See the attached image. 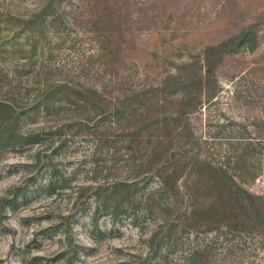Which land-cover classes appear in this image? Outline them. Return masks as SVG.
I'll return each instance as SVG.
<instances>
[{"label": "rangeland", "instance_id": "obj_1", "mask_svg": "<svg viewBox=\"0 0 264 264\" xmlns=\"http://www.w3.org/2000/svg\"><path fill=\"white\" fill-rule=\"evenodd\" d=\"M46 1L0 0V69L12 78L0 81V97L19 92L26 101L47 81H69L115 101L134 91L150 92L168 73L188 71L189 62L199 68L207 46L230 41L212 56L216 92L203 94L187 115L177 118L178 87L151 107H137L128 97L129 106L101 116L82 109L73 97L78 105L71 103L68 112L51 109L33 121H20L23 128L47 132L75 116L88 118L94 127H67L61 146L56 133L14 149L0 142V195L34 174L25 202L0 210V264H66L58 257L66 247L58 233H35L69 211L78 195L81 202L71 220L73 245L79 247L73 264H264L263 210L247 213L221 203L208 209L218 197L196 192L190 182L195 173L187 168L174 195L158 191L162 179L153 169L172 153L182 157L191 131L199 155L218 163L232 165L250 142L256 168L253 179L244 177L247 188L264 194V0H62V23L46 24L44 32L37 26L33 33L20 30L19 19ZM248 30L255 32L253 42L237 46ZM49 156L66 181L56 194L40 195L33 190L52 177ZM34 159L39 162L31 165ZM147 172L150 178L143 182ZM135 180V189L122 191L123 209L116 217L109 210L96 211L85 189L102 181ZM168 198L174 207L164 209L160 204ZM184 210L188 217L195 210L194 217L175 226L171 239H147L155 229L166 234L158 226ZM190 250L197 253L192 257Z\"/></svg>", "mask_w": 264, "mask_h": 264}, {"label": "trees", "instance_id": "obj_2", "mask_svg": "<svg viewBox=\"0 0 264 264\" xmlns=\"http://www.w3.org/2000/svg\"><path fill=\"white\" fill-rule=\"evenodd\" d=\"M61 2L62 0H47L44 6L27 17L22 19H19V17L13 18L17 21L18 19L20 20V30L27 29L29 33H33L34 27L37 26L40 32L43 31L46 24H54L53 26H56L58 22L62 23L64 20V13L60 8ZM13 36H16V34L11 37L7 36L6 39L8 38L9 40L10 38V40H12ZM254 37L255 32L253 33L251 30L243 32L241 34V39L236 45L247 46L250 42H253ZM228 41L230 40L226 39L218 44L207 46L204 51V61L199 68H196L192 62H189L187 63V67L191 68L188 71L178 72L176 74L168 73L161 83L150 86V92L146 89L134 91L131 92L130 95L117 97L115 101L94 87L82 86L69 81H47L31 97L27 96L26 101H21L19 99V92L9 97H0V130L5 131V136L0 138V142L14 149L20 148L26 143L37 141L44 134L48 136L56 133L59 135L58 145L61 146L62 142L66 141L67 138L61 133H63L67 127L91 129L94 126L88 124V118L77 120L75 116L68 118L69 120L66 119L58 128L47 132L43 131L44 129L34 130L31 128H23L18 124L20 121L24 123L33 121L37 116L49 113L51 109L68 112V110L73 108V106L70 105L71 103L78 105L73 97L81 101V104L78 106H82V109L87 107L88 109L94 110V113L103 116L111 112H117L120 108L124 109L126 108L125 105L129 106L127 101L128 97H131L132 103L137 107H151L155 106V103L158 101L164 100L167 96L174 94L178 87H180V107L176 111L177 118L182 115H187L196 108L203 94L211 97L216 92L215 86L217 85V80L214 69L216 59L212 56L223 52L224 47L228 45ZM33 47L34 44H32L31 50L34 49ZM2 71L3 70L0 69V81L2 79L10 81L12 78L7 77L8 74L2 73ZM190 136L191 137L187 139V143L184 146L182 157L175 159L173 157L175 154L172 153V156L167 157L164 163L153 166L154 171L160 173V176L156 175L158 179L159 177L162 179V187H159L158 191H164L166 193L171 191L174 195L175 192L178 191L177 181L185 175L184 168H187L191 173H195V177L191 179L192 181L190 182H192V186L196 192L208 190L214 192L218 197L215 198L216 201L213 203L207 204L209 207L208 209H211L213 206L218 207V204L221 203L220 206L225 204L224 206L227 208L231 207L232 210L239 209L247 213H255L260 209L264 211V194L252 192L247 188L249 180L244 177V174H251L253 179L254 169L256 168L250 155L251 152H248L250 142L244 144V147L242 146L241 152L232 159V165H229V163H218L213 160L202 158L198 151L194 149L195 138L193 137L192 131ZM36 154L40 155L41 150L38 149ZM36 162H39V159H34L30 164L33 165ZM47 162V165L52 168V177L47 180L45 184H38L35 186L33 192L35 191L40 195L45 194L49 196L56 194L58 189L62 188L66 179L60 176L57 162L53 161L50 156L47 158ZM42 163L43 162H40L39 164L42 165ZM54 175H58V178H55ZM148 178H150V173H143V182ZM30 180H34V174L26 177L21 184L9 185L7 190L0 195L1 211L7 206L13 210L14 206L23 201L25 202L30 192L28 190V182H30ZM138 181L139 180L133 182L102 181L85 189L92 193L97 205L96 211H98L99 208L109 210V213L116 217L123 209V202L119 199V197L124 195L121 194L122 191L128 193L131 188L135 189ZM150 195L151 194H147V202L150 201ZM80 199L81 195L75 196L69 211L58 214L50 225L41 227L36 230L35 233V235L42 233L51 237V230L57 232L59 241H63L66 246L58 252V257H65L66 264H73L72 260L78 253L79 247L73 245V228L71 220L74 218L75 211L78 210V204L81 202ZM171 202V199L168 198L166 202L160 204V206L164 209L172 208L174 205ZM194 211H190V217H188V212L186 210L176 217L170 218L168 216L167 219L158 226V228H163L166 234H159L155 229L148 235L147 239L155 242L160 235L166 237L167 240L171 239L169 236L171 230L175 226H178L179 223H185L188 218L189 221L192 220ZM46 212L47 211H45V213ZM45 217H50V214ZM91 223L97 226L95 221ZM190 251L192 257L197 253L195 250ZM122 263L128 264L126 262Z\"/></svg>", "mask_w": 264, "mask_h": 264}]
</instances>
